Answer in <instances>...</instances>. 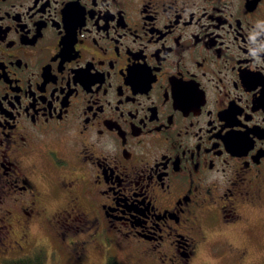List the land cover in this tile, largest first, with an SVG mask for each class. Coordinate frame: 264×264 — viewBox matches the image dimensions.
I'll return each instance as SVG.
<instances>
[{
  "label": "flooded vegetation",
  "instance_id": "af4514ba",
  "mask_svg": "<svg viewBox=\"0 0 264 264\" xmlns=\"http://www.w3.org/2000/svg\"><path fill=\"white\" fill-rule=\"evenodd\" d=\"M36 228L264 264V0H0L4 253Z\"/></svg>",
  "mask_w": 264,
  "mask_h": 264
},
{
  "label": "rangeland",
  "instance_id": "374dc122",
  "mask_svg": "<svg viewBox=\"0 0 264 264\" xmlns=\"http://www.w3.org/2000/svg\"><path fill=\"white\" fill-rule=\"evenodd\" d=\"M36 236L43 240V243L39 247L42 248L40 251L43 253L44 260L42 264H105L107 254H112L119 264H160L153 258H144L140 254L132 252L130 250H125L126 248L122 246L113 245V243L107 244V252L104 256V247L99 245L95 248H91L86 252L85 259L82 263L76 261L72 258L70 252L63 246L62 243L57 244L48 233L43 229L36 228ZM110 235V234H109ZM115 239L114 234L110 235V239ZM44 245V246H42ZM3 246L0 244V264L5 258L16 257L26 250L12 252L5 254L3 251ZM37 250V249H35ZM24 254V253H23ZM194 264H234L229 260L226 255L214 254L209 249H202L200 251L199 257L194 262ZM251 264V263H246Z\"/></svg>",
  "mask_w": 264,
  "mask_h": 264
},
{
  "label": "trees",
  "instance_id": "16d2710c",
  "mask_svg": "<svg viewBox=\"0 0 264 264\" xmlns=\"http://www.w3.org/2000/svg\"><path fill=\"white\" fill-rule=\"evenodd\" d=\"M43 260V253L37 250L31 254L5 258L1 264H42ZM105 264H119V262L113 255L109 254Z\"/></svg>",
  "mask_w": 264,
  "mask_h": 264
}]
</instances>
